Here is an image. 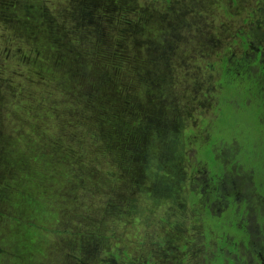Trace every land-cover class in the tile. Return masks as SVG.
<instances>
[{
  "label": "rangeland",
  "instance_id": "obj_1",
  "mask_svg": "<svg viewBox=\"0 0 264 264\" xmlns=\"http://www.w3.org/2000/svg\"><path fill=\"white\" fill-rule=\"evenodd\" d=\"M261 12L264 0H0V264H203L202 232L221 199L211 188L192 187L209 180L212 140L218 138V156L233 160L235 178L248 177L252 197L259 191L250 176L260 170L236 172L262 162L264 147L254 153V137L244 134L250 112L225 104L226 114L217 116L220 60L250 56L236 33ZM56 56L73 81L59 87L62 108L53 115L32 104L48 89L49 68L40 71V63L49 67ZM102 77H110L106 84L115 79L133 101L144 95L168 109L169 153L158 138L130 153L122 138L88 134L84 90L93 89V79L100 89ZM33 111L39 121L28 127ZM230 122L244 138L219 129ZM27 194L47 211L32 212ZM16 214L35 225L27 255L8 236L22 231L7 218ZM34 245L41 253L30 250Z\"/></svg>",
  "mask_w": 264,
  "mask_h": 264
},
{
  "label": "trees",
  "instance_id": "obj_2",
  "mask_svg": "<svg viewBox=\"0 0 264 264\" xmlns=\"http://www.w3.org/2000/svg\"><path fill=\"white\" fill-rule=\"evenodd\" d=\"M258 15H260L259 19H257L255 22L251 21L248 31H241L236 33V36H240L243 49L250 50V56L230 58L226 55H223L220 60L221 73L219 82L221 86L223 85L221 90L223 101L219 105L220 109L217 116L218 119H221V117L226 114L225 109H222L223 105L225 104L227 107L239 105V107L243 111L248 113L250 112V114H248V119L246 120V122H248L249 124L247 126H244L243 129L246 131V133L244 134H250L252 138L254 137L253 139L255 140L256 144L252 149L253 152L257 149V147L258 149L264 147V49L262 45V43L264 42V24L261 25V23L264 22V15H262V12L261 14L258 13ZM98 58L100 59V57H93V66L95 68L96 66H101V64H98L99 62H101ZM65 63L66 62H64V65H62L60 60H58V56L55 57L54 62L49 64V67L46 63L45 65L40 63V71L43 72L45 69L49 68L46 72V86L48 89L44 90V92L41 91V93H39L36 101L38 105L33 102L32 105H35L36 109L43 108L45 110V113L52 112L54 115L57 108H62L63 96H61L59 92V90L61 89L59 87L65 84L67 80L73 81L72 78L68 77L67 73L65 74V70L63 67L65 66ZM107 75L108 74H106V76ZM112 76L113 73L111 74V77ZM109 78H101L102 86L100 89L97 88V79H93V89H88L89 91L87 89L84 90V92L88 93V96H90L85 108L87 114L86 117L88 119V123H90L88 125L92 129V133L88 134L96 135L98 138H113L114 141L117 142L119 138H122V140L127 143V152L130 153H133L135 151L139 152V147L144 148V144L147 143V141H149L151 138H158L161 151L169 153L167 134L169 133L171 126L169 123L170 120L167 116L168 109L162 108L160 110L157 105L149 103L144 95H139V97H137V102L133 101V99H130L129 96L123 95L126 94L124 90L121 91L115 87V79L111 78V80H113V84H106L105 80H108L110 82ZM42 85H44V83H42ZM224 87L227 90H232V92L227 93V90L223 89ZM15 89L19 91L21 88L15 86ZM0 91L2 92V90ZM246 99L250 101L246 103ZM22 100H25L27 102L30 101L27 97L26 99L23 98ZM235 100H237L238 104L234 103ZM136 112H141V114H135ZM37 114L38 113L34 111L30 113L27 117V122L24 125L33 127L39 121L36 116ZM79 116L82 117L81 113L79 114ZM249 118L251 119L250 122ZM127 119H130V121L124 126L123 123ZM178 120L179 119L177 117L173 119V121L175 122L174 124H176ZM134 122L143 124L142 128H139L138 125H136L137 127H133L135 126ZM232 123L234 122L229 123L228 129H225L223 125H220L219 129L226 131V133L229 134L230 138H244L243 133L235 130ZM63 126L65 127L66 123L63 124ZM147 127L152 128V131H148L147 134H144L140 131V129H146ZM164 129H166L167 131H164ZM217 139L218 138L212 140L209 143L211 149L206 148L207 155H210L212 152H214L213 155L215 156V160L213 156L211 157V160L215 161V163H211V165L209 161H207V163L210 166L212 173L222 175L225 172V168H228L227 160L231 159H228L226 155L223 154L220 156L217 155V151L214 150L216 149V147H212L214 143L216 144ZM209 141L210 139L206 143H208ZM228 141L229 139L222 140L220 146H224L223 142ZM150 145V142H148V147ZM260 156L262 162L259 165L248 164V162L244 163L242 159L241 161L245 164V166H252L255 168V170H261L262 165H264V151ZM141 157L142 153L139 154V159ZM245 166H243V168ZM130 177L133 178L134 174H130ZM127 180L131 181L130 179ZM198 187H200V185H198ZM24 203L29 209L31 208L32 212L47 211L45 208H41L43 206H40L44 205L43 202H38L37 199H33V194L25 195ZM7 218L10 221L11 225L14 224L17 229L23 231L24 235H21V238L19 237V234L22 233V231H19V234L17 232H9L8 236L9 238L15 237V246L18 247L20 245H23V248L25 250L23 251L24 255H27L28 248L36 241L34 237H32V240L30 239V230L35 228V225H32L30 223L25 224V222L21 220L17 214L14 216L8 215ZM18 225L19 227H17ZM13 229L15 231V228ZM38 229L39 228H37V230ZM28 238L30 240H27ZM29 241L31 242V244H29ZM30 250L38 251L39 253H41L35 245L31 247Z\"/></svg>",
  "mask_w": 264,
  "mask_h": 264
},
{
  "label": "flooded vegetation",
  "instance_id": "obj_3",
  "mask_svg": "<svg viewBox=\"0 0 264 264\" xmlns=\"http://www.w3.org/2000/svg\"><path fill=\"white\" fill-rule=\"evenodd\" d=\"M205 162L208 165L207 161ZM227 163L228 168H225L222 175L212 173L208 165L209 180L201 182V186H197L196 189L192 187L193 192L201 191L204 187L211 188V195L221 199L218 214L212 216L213 224L209 222V227L202 232L203 254H206L202 263L264 264V169L256 171V178L250 176L254 181L253 187L256 182L259 190H254L256 197H252L253 188L246 187L248 177L235 178L233 160H227ZM239 171L248 172V167L240 166L238 170L236 168L238 174ZM216 186L220 187V191L218 190L220 195L216 191ZM211 203L214 204V201ZM205 209L209 211L210 207L205 206Z\"/></svg>",
  "mask_w": 264,
  "mask_h": 264
}]
</instances>
